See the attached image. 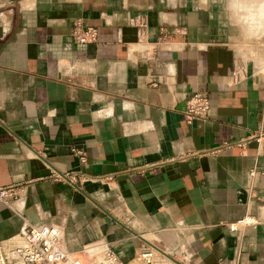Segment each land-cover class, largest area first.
Returning a JSON list of instances; mask_svg holds the SVG:
<instances>
[{
	"label": "crops",
	"instance_id": "obj_1",
	"mask_svg": "<svg viewBox=\"0 0 264 264\" xmlns=\"http://www.w3.org/2000/svg\"><path fill=\"white\" fill-rule=\"evenodd\" d=\"M76 20L95 41L73 40ZM262 43L257 0H0V239L46 222L72 251L264 264ZM192 91L209 108L186 122Z\"/></svg>",
	"mask_w": 264,
	"mask_h": 264
},
{
	"label": "built area",
	"instance_id": "obj_2",
	"mask_svg": "<svg viewBox=\"0 0 264 264\" xmlns=\"http://www.w3.org/2000/svg\"><path fill=\"white\" fill-rule=\"evenodd\" d=\"M134 23L138 26L140 35L143 34L145 25L144 15H137ZM95 26H82L79 21H74L71 26V36L76 42H92L97 38ZM246 63L237 57L230 73L227 75V83H235L246 76ZM209 102L204 91H192L186 94L182 116L186 122L195 118H204L208 112ZM77 156L79 162L86 161V155L82 148L70 147ZM254 168L248 170L252 176ZM72 180L78 179L72 173ZM14 197L11 186H0V200L6 201L7 197ZM260 221L251 214H245L237 223L255 224ZM229 227L235 228V223ZM0 264H192L184 258H177L156 245L146 243L139 247L128 260L120 259L102 239L82 244L78 251L69 250L62 242L61 227L54 223H30L25 222L21 228L13 234L0 239ZM233 264H238L234 262Z\"/></svg>",
	"mask_w": 264,
	"mask_h": 264
},
{
	"label": "clouds",
	"instance_id": "obj_3",
	"mask_svg": "<svg viewBox=\"0 0 264 264\" xmlns=\"http://www.w3.org/2000/svg\"><path fill=\"white\" fill-rule=\"evenodd\" d=\"M257 3L259 4L260 9L264 11V0H257Z\"/></svg>",
	"mask_w": 264,
	"mask_h": 264
},
{
	"label": "rangeland",
	"instance_id": "obj_4",
	"mask_svg": "<svg viewBox=\"0 0 264 264\" xmlns=\"http://www.w3.org/2000/svg\"><path fill=\"white\" fill-rule=\"evenodd\" d=\"M259 46L262 47V49H264V44H263V43H262V45L259 44ZM257 51H258V50H257ZM261 61L264 62V54H263V56H261Z\"/></svg>",
	"mask_w": 264,
	"mask_h": 264
},
{
	"label": "water",
	"instance_id": "obj_5",
	"mask_svg": "<svg viewBox=\"0 0 264 264\" xmlns=\"http://www.w3.org/2000/svg\"><path fill=\"white\" fill-rule=\"evenodd\" d=\"M108 217L114 218L110 213L107 212Z\"/></svg>",
	"mask_w": 264,
	"mask_h": 264
}]
</instances>
